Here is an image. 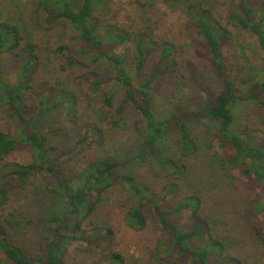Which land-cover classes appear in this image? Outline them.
<instances>
[{"label":"trees","instance_id":"16d2710c","mask_svg":"<svg viewBox=\"0 0 264 264\" xmlns=\"http://www.w3.org/2000/svg\"><path fill=\"white\" fill-rule=\"evenodd\" d=\"M173 1H179L175 7L184 14L195 42L194 58L149 24L120 21L114 0H0V100L14 122L12 133L0 130V264H71L67 259L72 244L97 255L81 264H128L113 246L112 226L96 220L104 196L117 185L125 189L129 202L127 226L143 230L150 213L169 233L165 249H153L159 260L245 264L240 238L231 229H219L217 218L205 213V194L218 190L208 185L190 189L183 183L192 171L191 158L211 148L221 168L239 183L244 218L264 246V0ZM134 3L144 10L154 4ZM61 26L73 30L74 45L46 47L37 40L34 29ZM237 30L250 33L262 54L258 65L246 60L244 72L230 63L223 49ZM154 54L156 60L148 68ZM45 62L54 66L44 70ZM71 65L80 70L65 78ZM201 67L213 73L217 88L205 82ZM183 79L199 93L179 103ZM111 80L114 89L102 87ZM72 82L93 93L103 90L100 104L89 107L86 118ZM162 94L171 96L172 105L160 110L156 104ZM242 102L258 107L262 125L237 121ZM57 111L63 116H53ZM133 111L140 116L134 128ZM46 115L51 121L37 126ZM204 120L215 123L210 140L191 131L193 121ZM65 123L78 135L67 148L61 147L70 135ZM109 128L123 134L135 131L131 154L94 157L71 177L68 163L85 144H103ZM21 152L28 154L26 159L11 160ZM141 164L158 179L155 189L135 173ZM200 174L198 181L209 182L204 171ZM18 189L38 194L30 203L40 213L29 219L38 227L37 253L22 243L20 220L7 213ZM217 201L221 203V196ZM160 251L167 254L161 256Z\"/></svg>","mask_w":264,"mask_h":264},{"label":"rangeland","instance_id":"374dc122","mask_svg":"<svg viewBox=\"0 0 264 264\" xmlns=\"http://www.w3.org/2000/svg\"><path fill=\"white\" fill-rule=\"evenodd\" d=\"M22 1V0H21ZM28 1V0H23ZM154 2L153 7L144 10L139 8L134 0H114L116 6L119 8L120 21L131 23H143L149 24L153 31L159 35H166L177 42L186 56L194 58L192 55L195 42L191 40V32L185 26L184 14L180 9L176 8V4L179 1L170 0L169 2H163V0H151ZM37 40L46 47H55L60 42H67L74 45L72 40L73 30L70 27H59L52 31H44L42 29H34ZM76 45V44H75ZM224 52L227 54V58L235 68H242L241 66L246 60L254 65H258L261 62V50L256 43V40L250 33L242 30H237L235 37L231 44L225 46ZM46 56V55H45ZM157 55L154 54L148 61V68L152 66L156 60ZM44 70L54 66V63L45 62ZM80 70L79 66L72 67V65L63 73L66 78L68 73ZM242 70V69H241ZM45 72V71H44ZM242 72H244L242 70ZM239 73V72H238ZM201 74L206 83L212 88H217V84L213 73L205 71L201 67ZM184 85L182 93H180L181 100L179 103L189 101L194 96V93L198 90L193 89L190 83L183 79L181 85ZM71 86L77 90L81 99V111L84 113V117H88L89 107L98 106L101 101L102 88L100 92H90L80 84L71 83ZM106 90L114 89L115 85L112 80L104 84ZM164 102H162L163 99ZM156 106L158 109L166 108L172 104L171 96L159 97ZM253 102H242L237 109V121L255 122L261 124L260 111ZM60 115L62 113L53 114V116ZM132 119L130 125L135 127L134 120L139 118V114L135 111L131 112ZM51 121L50 115L41 117L37 122V126L47 125ZM237 122V123H238ZM264 126V125H263ZM65 129L69 131V137L61 144V147L67 148L73 145L77 138L76 129L68 123L64 125ZM215 123L208 121H193L191 123V131L196 137H200L204 140H210L215 131ZM0 130L12 133L14 131V122L11 116L5 111L4 106L0 100ZM80 130H78V133ZM135 132V131H134ZM134 132L131 134H123L116 129L109 128L105 135L103 144L94 143L93 146L85 144L82 152L77 154L66 166V171L71 177H75L77 172L88 162L89 159L98 156H112L115 153L121 155V157H128L131 154V150L134 148L133 141L136 136ZM177 133H174L171 139L174 141ZM215 148H211L209 151L202 152L203 154L195 155L191 158L190 164L192 171L188 177V180L183 181L186 187L200 188L209 186L222 192L223 195L209 191L205 194V213L215 216L217 218L218 228L221 230L231 229L233 233L240 238L242 245L241 255L244 257L245 264H264V246L258 240L253 232V227L244 218L243 210L246 206L243 198L242 190L239 183L235 178L226 173L218 163L217 155L214 154ZM207 153V154H206ZM213 153V154H211ZM26 152H21L13 155L11 160H24L27 158ZM208 167V169H207ZM207 169V170H206ZM135 173L141 178L142 181L147 183L150 187L155 189L158 187V179L154 177L152 170L147 164H141L134 167ZM201 171H204L209 182L198 181L201 179ZM193 180V181H192ZM77 183V179L75 178ZM192 182V184H191ZM229 190L227 193H223ZM218 194V195H216ZM38 194L31 190H16L11 196L7 206V213L11 218L20 220L21 226L18 229L20 231V238L22 243L26 246L29 252L37 253L39 251L38 233L29 219H35L40 210L37 206H33L30 203V198L37 197ZM221 196V203L217 201V197ZM223 196V197H222ZM126 191L122 186H115L112 188L103 198L100 208L97 211L96 217L98 223L108 222L113 229V246L120 250L126 256L128 264H169L163 262L157 258L154 252V248L157 246L163 251L165 249L166 239L169 233L163 231L160 228L158 222H156L151 214L147 226L141 230L136 231L127 226L125 222V212L129 202L127 201ZM38 205V204H37ZM43 211V209H42ZM158 252L159 255H166L165 253ZM67 262L71 264H81L82 262H90L97 255H91L83 250L77 248L76 244L70 245L68 248ZM162 253V254H161ZM176 255H173V258ZM181 262H184L182 257Z\"/></svg>","mask_w":264,"mask_h":264}]
</instances>
